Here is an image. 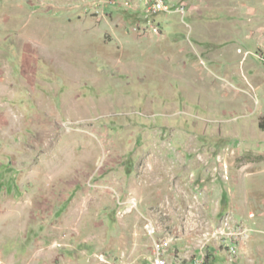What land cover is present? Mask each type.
<instances>
[{
    "label": "rangeland",
    "instance_id": "1",
    "mask_svg": "<svg viewBox=\"0 0 264 264\" xmlns=\"http://www.w3.org/2000/svg\"><path fill=\"white\" fill-rule=\"evenodd\" d=\"M167 1L0 0V264H264V0Z\"/></svg>",
    "mask_w": 264,
    "mask_h": 264
},
{
    "label": "built area",
    "instance_id": "2",
    "mask_svg": "<svg viewBox=\"0 0 264 264\" xmlns=\"http://www.w3.org/2000/svg\"><path fill=\"white\" fill-rule=\"evenodd\" d=\"M144 5L149 13H168L171 10V5L167 0H138ZM179 11L185 12V7H179ZM247 228L243 226H235L231 228V233L227 236L231 239L232 236L237 240L246 236ZM229 246V245H228ZM237 249L236 245L230 246V250L234 252ZM205 254L200 252V255L195 257L192 263L205 264ZM144 264H172L167 257V249L164 245H155L151 257Z\"/></svg>",
    "mask_w": 264,
    "mask_h": 264
},
{
    "label": "trees",
    "instance_id": "3",
    "mask_svg": "<svg viewBox=\"0 0 264 264\" xmlns=\"http://www.w3.org/2000/svg\"><path fill=\"white\" fill-rule=\"evenodd\" d=\"M260 127L264 130V121H261ZM227 206H228V195L227 194H224L223 195V207H224V211H226Z\"/></svg>",
    "mask_w": 264,
    "mask_h": 264
}]
</instances>
